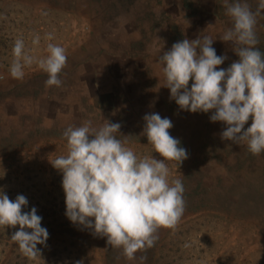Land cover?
Segmentation results:
<instances>
[{"label": "rangeland", "instance_id": "1", "mask_svg": "<svg viewBox=\"0 0 264 264\" xmlns=\"http://www.w3.org/2000/svg\"><path fill=\"white\" fill-rule=\"evenodd\" d=\"M226 7V0H0V188L10 200L24 195L22 211L35 207L49 232L30 260L11 240L19 225L0 226V264H264V153L223 140L226 126L211 122V112L181 110L158 63L174 43L206 35L227 57L219 67L238 60L221 40L232 27ZM255 30L264 52V15ZM36 34L41 42L33 46ZM21 38L36 57L47 55L49 42L66 50L61 87H46L48 75L37 64L25 68L23 80L10 75ZM150 113L172 121L170 135L187 151L180 166L169 163L170 179L184 184L186 206L174 229L160 228L155 246L130 261L66 217L62 173L50 161L67 155L64 130L87 120L94 127L120 123L116 135L126 147L163 159L142 135Z\"/></svg>", "mask_w": 264, "mask_h": 264}, {"label": "clouds", "instance_id": "2", "mask_svg": "<svg viewBox=\"0 0 264 264\" xmlns=\"http://www.w3.org/2000/svg\"><path fill=\"white\" fill-rule=\"evenodd\" d=\"M226 15L232 27L221 40L230 42L239 57L229 67L221 68L227 59L218 56L211 36L195 40L183 39L159 57L170 90V99L181 110L209 113L211 122H223V140L244 144L254 156L264 153V52L257 45V17L264 15V0H258L255 11L242 0L227 3ZM46 40L53 36L47 34ZM41 42L34 35L32 45ZM47 55L36 57L26 49L25 41L17 39L12 48L10 75L17 80L25 77V68L37 64L48 75L46 87H61L60 74L67 64L66 50L55 43L47 44ZM191 81V85L189 86ZM145 135L153 156L139 157L117 138L120 123L104 120L99 127L92 120L80 126H68L63 137L67 155L51 160L62 173L66 217L73 223L106 237L112 248L123 250L128 260H135L138 251L155 246L160 228L174 229L185 212L184 184L170 179V162L179 166L187 159V151L177 138L170 135L173 123L159 113L144 116ZM251 119V125H245ZM28 206L24 195L10 200L0 188V226L19 225L11 240L30 260L40 256L37 245L49 239L47 228L37 209L22 211ZM30 230V231H28ZM141 261L147 257H141Z\"/></svg>", "mask_w": 264, "mask_h": 264}]
</instances>
